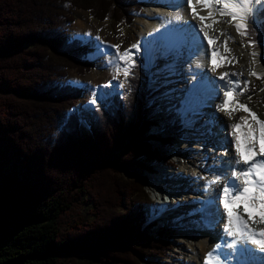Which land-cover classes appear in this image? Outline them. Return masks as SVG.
Here are the masks:
<instances>
[{
	"label": "trees",
	"instance_id": "1",
	"mask_svg": "<svg viewBox=\"0 0 264 264\" xmlns=\"http://www.w3.org/2000/svg\"><path fill=\"white\" fill-rule=\"evenodd\" d=\"M74 10L133 26L143 4L0 0V264H149L170 245L164 231L152 239L137 219L150 200L145 180L128 176L133 165L150 173L167 160L150 134L158 120L143 110L146 77L132 72L129 93L113 101L121 111H94L89 132L72 113L82 89L65 85L69 71L96 66L84 43L69 39ZM260 22L249 27L256 40ZM172 136L157 142L171 146Z\"/></svg>",
	"mask_w": 264,
	"mask_h": 264
},
{
	"label": "rangeland",
	"instance_id": "2",
	"mask_svg": "<svg viewBox=\"0 0 264 264\" xmlns=\"http://www.w3.org/2000/svg\"><path fill=\"white\" fill-rule=\"evenodd\" d=\"M141 2L143 4V7L146 9V12H144V14H142V12L136 14V18L134 20L133 26H125L123 24H117L114 22L100 23V22L94 20L93 17L91 16V14L86 12V11L74 10V12H73L75 17H76V21L69 26V29H68L69 39L72 41H77V40L82 41L84 43V45L86 46V48L88 49L89 59L92 60L93 62H95L96 66H94L95 68L85 75H79L75 71H69L68 78L65 79L66 80L65 85L71 84V85H74V86L82 89L83 96L80 99L79 103L77 104L76 108H74L72 110V113L74 111H77L78 115H81L82 118L85 119V120H83V124L87 129H89L88 123L91 121L94 111H96L98 109H102V108L108 109L109 107L114 108V110H116L118 113L121 111V109H118L117 106H115L113 101L118 103L117 100H119L121 102L123 100V98L129 93V91H130L129 80L131 77H133L132 72H134L138 68H144L146 73H147V76H149L148 67L146 66V62L148 60V55L146 53L141 52L137 55L136 53H133L130 51L125 52V51H123L122 48H120L118 50V52L108 53L107 51H104V46L102 43L103 41H105V42L109 41L110 37L116 36L118 33V29L120 30V34L122 36L121 42H123V43H125L131 36H133L136 33V31H143L142 29L136 30L139 27L137 22L144 19L143 16L145 15V13H147V9L150 7L151 4L149 2H147V0H141ZM213 4H215V1ZM201 7L198 8V11L200 13L202 12L204 16H209L207 13L209 7H202V8ZM221 7H222V4H215V8H221ZM253 7L255 8V11L249 12V13H253L251 17L253 19L255 18L256 20L261 21L260 23L264 22V18H263V20L262 19L260 20V16H259L260 13H258L264 7V2H260V0H257V2L253 5ZM211 10H212L211 12H214V14L211 15L212 17L210 16L211 18L209 17L210 19L207 20L210 22L208 24L209 27L211 26L212 29H214L216 27V30L220 33V37L221 38L226 37V39L228 40L229 43H227V45H232L233 48H235L236 54H243V55L246 54V55H248V58L251 56H252V58H254L255 55H253V53H260L261 51H263V54H264V39L263 38H262V40H259L258 43L257 42L254 43V44H257L258 48H261L258 50L257 49L256 50H250V48L253 46V43H250L249 41H247L246 43L240 42L241 37L247 38V36L242 35L239 31H237L236 24L238 22L239 23H247V20L249 18L245 21H235V20H232V17L230 15H227V14L221 15L219 12H215L213 8ZM80 12L85 13V17H86L85 20H87L90 23L95 24L96 28L98 29L97 30L98 31V37H96L94 35V33H93V35L77 36L71 30V26L78 22V19H79L78 14ZM200 17L201 16H199L198 18L200 19ZM229 21H231V22H229ZM202 22L206 23V20H202ZM199 24L200 23H197L195 26H199ZM193 29L195 32V30L198 28L195 27ZM256 29L261 31L259 29V26H256ZM143 32L145 33V31H143ZM194 32H192V34L196 33V32L195 33ZM145 35L147 37L153 36V34H151V33H148ZM208 35H210V34H207V36ZM197 37L199 38V40H202V38H200L201 34H196V36H194L193 38H197ZM234 38H236L239 43L233 41ZM247 40H248V38H247ZM216 42L220 43L218 40ZM157 44H159V43H157ZM220 45H221L222 55L218 56V60L220 61L221 64H227V63L228 64H232V63L234 64L235 63V64H239L241 66L244 65V63H240L241 59H239V58L237 61H234V59H232V58L230 59V58L226 57L225 55L228 52L226 50V45L223 42ZM95 50H96V52H95ZM120 53H123V55H124L123 61H125V62L123 63L122 66H124L126 71H127V75L125 76L124 79H122L120 81L115 79L114 82H111L109 84L106 83L105 85L101 83L97 88H94V89L91 86H89L88 84L78 86V84L75 83V82L79 83V81L81 79L91 75L94 71H98L100 74H106L108 72L109 73L114 72L115 70H113L111 65L113 64V62H115L116 60L119 59ZM175 53H176V51L174 50L173 52H167V55L173 56ZM195 55H196V52L194 51L193 48H187L186 47L185 50H182V52L180 53V55L178 57L172 58L169 62L172 63V61H173V62L177 63L176 66L184 67L185 61L194 59ZM110 58L112 59L111 62H109ZM173 59H175V60H173ZM143 60H145V61H143ZM165 60H167V56H166ZM263 60H264V58H263ZM257 67L258 66L256 65L252 68H254V69L256 68V72H257V69H258ZM259 70H261L260 67H259ZM122 71L123 70L121 69V72ZM249 72L250 71L247 69L242 70V73H245L246 76L243 77L238 82L237 86H239V88H237L236 91H235L236 87L234 86L236 84L232 83V81H236L235 79H233L231 81L228 80L229 82H225V84H222L219 80H214L215 84H213V86H210V88L215 89L214 90L215 93L217 92V94H216L217 96H215L216 99L214 101H216V103H219V105L220 104L222 105L223 98H226L225 92L229 91L230 89L232 90V93L235 92V96L237 97V101H235L234 103L232 102V104L230 106L238 107L242 112H244L243 114H246V116H248L249 121H251L250 123H248L247 121H244V119H242L243 120L242 121V127L244 128L243 129L244 135L241 138L242 142H240L239 148L241 147V144H243V143H244L245 148L251 147L253 149V152L251 151L249 153H246L245 155L247 156L248 154H250V155L253 154V156L251 155L252 158L251 159L249 158L250 160L253 161V159L254 160L258 159V157L260 156V149H261L260 143L262 142L261 140H258L256 137H258L260 135V131H261L260 124L257 121L264 122V105L261 104V101L258 100L259 97L264 96V91H262V89H264V82H262V85L261 84L259 85V82L261 81L262 76L259 77L257 75V73H256V76H253ZM183 76L186 78L178 80L177 83L174 84L173 90L179 86L180 89H182L184 87L183 91H186L185 86L186 85L188 86L189 83H191L189 85V87L193 86L192 84L195 80L194 76L192 74H190L189 72H186V71L185 72L183 71ZM167 78H169L168 74H167ZM150 86L151 85H150V81H149L148 87H147V83H146V93H147V90ZM255 88H256V90H255ZM257 88H258V90H257ZM187 89H188V94H189L192 87H191V89H189V88H187ZM241 89H246L243 91L242 95L238 94ZM175 90H179V89H175ZM93 92H95L96 96L99 97V102L95 105L90 103V101L93 99V96H92ZM157 94H160V93H155L154 98L156 97ZM195 95L196 94H193V96H195ZM163 97H165V95ZM163 97L161 100L159 98H156V104L154 105L157 108V115L156 116H158L159 118L162 116L160 113L162 112L161 107H162V104L164 103ZM249 97H251V99H249ZM149 100H150V98H149ZM218 100H219V102H218ZM202 101H203V103L201 104ZM208 101H210V97L207 94L206 96L202 97V99L200 101L198 100L197 102H193L192 108H194L197 105H199V106L194 108V110L189 111L187 115L182 113L181 116H179V115L177 116V114L175 112L172 116L167 117V115H168L167 113L165 114L166 116H162V117H164V119H162L161 121H167L169 118L174 117L175 118V120H174L175 125L177 122L179 125L183 124L184 129H181V130L179 129V130H180V132L183 133V136L186 137L185 140L182 139L183 143L180 142L178 144L176 138L174 137L173 141H175L176 144L172 145V148H175V149L177 148L180 150L179 156H176V155L173 156L170 152H168L169 150H171V148L168 149L169 147L163 146V144L161 142L160 143L155 142L154 149L156 151L160 152V154H162L163 157L167 158L166 161L160 163V166L163 167L167 163H172V162L176 163V161L178 162L179 166L175 165V167H178L177 168L178 170H175V171L173 170L170 172H168L169 170L168 171L165 170L166 173H169V174L170 173H176V175H178V176H174V178L179 177L181 172H183L182 174L185 173L187 176H189L188 185H191L193 187V189L188 191V190H186L187 184L185 186L184 183H182V184L179 183L183 187L180 186L181 189L179 190V186H175L177 188V193L175 195H173V197L176 198V202L178 201L182 204L180 206V209L181 210L183 209L184 211H183V216L180 217L181 220L185 221L184 222L185 224L186 223L187 224L192 223L195 225V227L193 229H191L192 231L194 230V233L192 235L191 234L187 235L185 233L183 234V231H187L184 229V228H186L185 226H181V227L176 226V225L171 226V224H168V225L165 224V226H162L163 225L162 221L158 222L157 224L160 225L161 227H164V228L156 226L154 229H152V228L146 229L149 237H151L152 239L157 238L158 235L161 233V231H164V234L167 237L166 238L167 242L170 245L169 248L167 249V251L165 252V254L163 255V257L152 258L149 260V264H166V261L168 259H170V260L174 259V261H175V258L178 256H182L181 262H178V264H186L183 261L187 255H189V257H187L188 259H191L192 261L193 260L197 261L198 255H196L194 253V251H191L190 248L192 246H194V243L196 242L192 239V237L197 238L198 234L202 235V232L199 231V230H201V227L198 226V221L199 222L204 221L200 217V215H201L200 211L207 207L206 206L207 201H206L205 197L208 195L209 190L211 188L210 185L207 186V184H205L206 182H204V180L207 181V183H208V181H211V180H216L218 182L219 180L223 179V175L228 174L227 172H225V171H228V168H219V167L213 165L212 168H206L207 170L203 171L202 168H198L197 165L200 166V164H204L207 167L209 162H210V159H208V156H207L208 154L210 157L213 155H216V156H214V158L216 157L215 159L218 160V157H220V153H223V155H224L222 158L226 157L227 151H229V152L231 151L230 147H232L233 153L235 152V150H236L235 149L236 139H234V138H233V140H231V142H232L231 145L228 146L227 143L225 144L226 145L225 149L222 150V148L218 147L219 145L224 144V142H225V139L222 141V140H219V138H218L219 135L220 136L222 135V134H220V132L218 133L219 129L225 131L224 132L225 134H223V136H227L228 135V134H226L227 132L230 133L233 131L235 133L234 136L237 138L236 129H232L229 127L230 125H235V122H234V124H227L224 127V123H223L224 121L221 117H219V116L215 117L214 112H211V113L203 112L204 111L203 108L207 105ZM238 101H242V102H244V104H247V106H249V107L244 105L247 108L251 107L252 108L251 110L253 113L249 112L247 110V108H245V107H240V104L238 103ZM123 106L124 105H121L122 109H123ZM183 107L184 106L181 103L179 104V102H178V104H175V110L176 111L181 109L184 112H187L188 110L192 109L190 107L189 109L184 110ZM217 108H218V105L216 106V109ZM143 110L144 111L148 110L147 113H149V107L145 106V108ZM218 111L220 112L221 110L218 108ZM147 113L144 112L145 115L143 114V116H147L148 115ZM156 116H154V117H156ZM212 117L216 118V121H212L211 120ZM171 124H168V126ZM171 126L167 127L168 131L167 130L164 131V129L161 130V128H160V129L153 130L152 133L157 134V136H160L161 132L168 135L174 127V126L173 127H171ZM176 131H177V129H176ZM163 133H162V135H163ZM202 133H204V134H202ZM179 137H181V135L177 136V138H179ZM245 137H247V142H245ZM227 141L230 142V140H227ZM200 143H202V144H200ZM183 148H185V149H183ZM186 154H187V156H186ZM184 155L186 156V158L184 157ZM226 158H228V157H226ZM230 162H231V160L229 161V163ZM215 163H217V162H215ZM222 170H224V171L222 172ZM188 171H190L189 174H191L193 171V173H195L196 175H201V176L204 175V176H203V178L193 177V176H191L192 174L191 175L188 174ZM197 171H198V174H197ZM177 172H178V174H177ZM128 176H130L132 178H139V179L146 180V181L147 180H151L152 182L154 181L153 174H148V173H145L144 171H141V169L137 168L136 165L131 166V170L129 171ZM166 177H167V174H166ZM171 178L173 180V175ZM239 182H243V179L239 178ZM215 186H216V184H215ZM205 190H208V192ZM145 191L148 194L149 200L151 203V201L153 200L152 197L154 196V194L149 193V188H148L147 183L145 185ZM254 203H255V205L257 204V206H259L258 211L260 212V214L264 215V206L260 205L259 201H256ZM174 205H176L175 201H174V204H172V206H174ZM178 205H179V203H178ZM220 207H221V205H220ZM215 208H216L215 205L209 206V209L211 211H215ZM136 211L137 210H135V209L132 210L131 216L134 215V213ZM176 212L178 213L179 211H176ZM174 213H175V211L171 210V218L178 219L175 215H174V217L172 216ZM137 214H138L137 215L138 220H142L143 217H145V210H144L143 206L140 208V210L137 212ZM149 214H151V212H149ZM150 220L152 221V219H150ZM170 220L171 219L168 218V221H170ZM218 222H219V220H218ZM150 223L151 224L148 225L149 227H152L153 225H155L152 222H150ZM219 224L222 225V223H219ZM146 227H147V225H144V228H146ZM182 229H184V230H182ZM73 263L74 264H86L84 261H80L79 259H75Z\"/></svg>",
	"mask_w": 264,
	"mask_h": 264
},
{
	"label": "bare ground",
	"instance_id": "3",
	"mask_svg": "<svg viewBox=\"0 0 264 264\" xmlns=\"http://www.w3.org/2000/svg\"><path fill=\"white\" fill-rule=\"evenodd\" d=\"M149 1L152 5H150V7L147 9V13H145V15L143 16L144 19L137 22V24L139 25V27L136 29H142L143 31H145V33L143 31H136V33L131 36L125 43L121 42V34H120V30L118 29V33L116 36L110 37L109 41H103V46H104V51H107L108 53L110 52H118V50L120 48L123 49V51H130L133 53H136L137 55L141 52L146 53L148 55V60L147 63L151 62H156L157 58L160 57L162 54L167 55V52H171V51H166L165 49H162V46H158L157 43L159 42H163L165 41L166 44L169 47H172L176 52L178 50H185V48H193L194 51L196 52V55L194 56V59L191 60H186L185 61V66L184 67H178L176 66V62H172L171 66H166L165 65V69L168 71V81H174L175 78V72L177 71V75H179V77L182 79H185L186 77L183 76V71L185 72H189L190 74H192L194 76V82L192 85H197L196 88H193L190 90V93L188 94V96L185 98L181 99V104L184 106V110L189 109L190 107L192 108L193 106V102H197L198 100L200 101L202 99V97L206 96L208 94V96L210 97V101L207 102V105L203 108L205 113H211L214 112L215 117L219 116L223 119V123H224V127L227 124H234L235 125L239 124L240 127L236 128V133H237V137L239 138V141L242 142L241 138L243 137V127H242V119H244V121H247L248 123H250L251 121H249L248 116H246V114H243L244 112H242L238 107H233L230 106L232 104V102L234 103L235 101H237V97L235 96V92L232 93L230 96H225L226 98H223L222 104L226 103V108L223 111H218V108L216 109V106L219 105V103H216V101H214L216 98L215 96H217V92L215 93L214 90L215 89H211L210 86H213V84H215L214 80H219L222 84H225V82H229L228 80H233L235 79L237 82H239L243 77L246 76L245 73H242V70L247 69L249 70L250 74L252 73H257V75L259 77H264V54L263 51H261L260 53H255V57L252 58L249 57L248 55H243V54H236V50L235 48H233L232 45H227L226 44V50L228 51L227 54L225 55L228 58H232L234 59V61H237L238 58L241 59L240 63H244L243 66L239 65V64H221L220 61L218 60V56L222 55L221 52V43H225V41L228 42V40L226 39V37H220V33L216 30V27L214 29L211 28V26L209 27V21H207L208 19H210V15L209 13L212 11V8H208V15L209 16H204L203 13L198 11V8L201 7L202 5H205L202 2H199V0H192V4L188 5L187 0H147ZM155 5H154V4ZM202 8V7H201ZM194 10V11H193ZM248 18L250 19L251 14L252 13H248ZM79 19L78 22L75 23L74 25L71 26V30L77 35V36H81V35H94L96 37H98V29L96 28L95 24L88 22L87 20H85V13L84 12H80L78 14ZM204 17L206 20V23H203L202 20H200L198 17ZM84 17V18H83ZM210 17V18H209ZM184 19V20H183ZM89 20V19H88ZM200 23L199 26H203L204 32H206L207 34H210L206 37L203 36V32H200V30L196 29L194 32L195 28L194 26ZM188 24V25H187ZM212 29V30H211ZM229 30V29H228ZM192 32H194L195 34H192ZM151 33L153 34V36L151 37H147L145 34ZM196 34H201V37H203V42L202 40H199V36L197 38H193L194 36H196ZM155 36V37H154ZM248 38V37H247ZM247 38L245 37H241L240 42H247ZM107 39V38H106ZM211 40L212 43L208 44L207 50H205L204 48V44L207 43L208 40ZM249 39V38H248ZM219 41L220 43H217L216 41ZM233 41L238 42V40L236 38L233 39ZM241 43V44H242ZM252 43V42H250ZM133 45H136L137 47H133ZM113 46H118V47H113ZM256 49H261L258 48L257 44H253V46L250 48V50H256ZM96 52V50H95ZM158 53V54H157ZM214 53V56H213ZM168 58V56H167ZM166 59V58H165ZM170 59V58H169ZM257 59V60H256ZM124 60V55L123 53H120V57L118 60H116L115 62H113V64L111 65V67L113 68V70H115L114 72L111 73H106V74H100L98 71H94L91 75L81 79L78 82H75L76 84H78V86L80 85H89L91 86L93 89L97 88L101 83L102 84H109L111 82H114V80H122L125 78V76L127 75V71L125 69L123 65V63L125 61ZM112 59H109V62H111ZM219 61V62H218ZM247 62V63H246ZM179 64V63H178ZM258 66L257 68V72H256V68H252L254 66ZM259 67L261 68V70H259ZM121 69L123 70L121 72ZM156 70L154 69L153 72L151 73L152 75L154 74ZM185 74V73H184ZM225 74H228L224 79H221L222 76H225ZM233 74H238V75H233ZM253 75V74H252ZM256 76V75H253ZM154 84H157V79H153ZM233 85V84H232ZM235 91L237 88H239V86L234 85ZM158 88H154L151 90V94H152V98H154V94L155 93H160L158 95H161L162 91L166 90L165 87L160 88L159 90H157ZM159 91V92H158ZM213 91V92H212ZM92 92V91H91ZM180 94V90H173L172 92L167 93V95L165 94L164 98V103L162 104V112L160 113L162 116H166L165 114L167 113V117L168 116H172L176 110H175V104H178L177 98ZM193 94H196L195 96H193ZM157 96V95H156ZM89 98V97H88ZM156 98V97H155ZM185 99V100H184ZM219 102V100H218ZM238 103L240 105H245L247 106V104H244V102L242 101H238ZM156 104V99L154 101V105ZM180 104V103H179ZM197 104V103H196ZM206 104V103H205ZM213 104V105H212ZM221 105V104H220ZM249 107V106H247ZM245 107V108H247ZM156 114H157V108L154 106ZM216 109V110H215ZM252 108H247V110L251 113ZM214 110V111H213ZM169 112V113H168ZM248 112V113H249ZM164 113V114H163ZM158 117L156 116L157 120L161 123V125L165 124V129L164 131H168L167 127H170L171 125L168 126V122L171 120V118H169L167 121H161L162 119H164V117ZM178 116V115H177ZM220 119V118H219ZM212 121H216V118L211 119ZM175 125V124H174ZM200 128V127H199ZM170 129V128H169ZM220 132V134H222L221 136L219 135V140H224L225 142L224 144L219 145L218 147L225 149L226 147V143L229 146L230 143L227 140H233L237 139L234 135H230L229 132H227L226 134H228L227 136H223V134H225L224 130L219 129L218 133ZM233 132V131H232ZM174 132L171 133V135H173ZM204 134V133H202ZM166 135V134H165ZM204 139V138H203ZM202 139V140H203ZM205 140V139H204ZM201 142V141H200ZM183 143V142H182ZM185 143V142H184ZM203 143V142H202ZM200 143V144H202ZM223 143V142H222ZM185 145V144H184ZM225 145V146H224ZM227 146V147H228ZM231 151H227V155L226 157L228 158H222L224 155L223 153H220V157H218V160L214 158V156H208V159H210V162L208 164V166L206 167V165L204 164H200L197 165L198 168H202V170H207L206 168H212L213 165L219 167V168H228L227 172L228 174L223 175V179L219 180L215 184L210 185L211 188L209 190L208 195L205 197L206 198V208L202 209L200 211L201 215L200 217L204 220V221H198V226L201 227V230H199L200 232H202V235L198 234L197 238L192 237V239L194 241H196L194 243V246H192L190 248L191 251H194V253L196 255H198L197 257V261L195 260H191L188 259L187 257H189V255H187L184 258V263L186 264H204L205 259L208 255L209 252H212L214 246L217 243H223L225 240L227 241H231L233 239V237H229L226 235V233H223V229L225 228V225L227 223V220H225L224 223L219 224L218 220H219V214L216 211H211L209 209V206H213L215 205V207H217V196L218 194H221V190L222 188L228 184L230 176H229V161L232 160L233 157V151H232V147ZM260 156L258 157V159H264V141H262L260 143ZM185 149V148H183ZM182 149V150H183ZM245 147H244V143L241 144L240 147V153H241V159H248L250 162H252V160H250L253 156V154H248L247 156L245 155ZM226 151V150H225ZM253 152V151H252ZM249 153V152H248ZM187 156V155H186ZM250 158V159H249ZM227 160V161H226ZM229 160V161H228ZM254 161V159H253ZM217 162V163H215ZM158 167V166H156ZM162 167V166H161ZM247 167L246 164H241L240 166H238L239 168H245ZM186 168V167H185ZM197 168V167H196ZM178 170V169H176ZM197 170V169H196ZM224 170H222L223 172ZM190 171H188L189 174ZM155 173H159V168L156 169ZM183 172H181L179 177H175L176 176L174 174L173 176V180H172V175L173 174H167V177L165 175V177L167 179H169L170 183H175L179 184V183H184V185L186 187V190H191L193 189V187L191 185H188V181H189V176H187L185 173L182 174ZM178 174V172H177ZM192 174V175H191ZM189 174L193 177H198V178H203V176L201 175H196L195 173ZM198 174V171H197ZM184 177V178H183ZM241 179H243V182H239L241 185L244 184V177L241 176ZM209 180V179H208ZM181 181V182H180ZM150 183H152L151 180H149ZM204 182H206L205 184H207V186L209 185L207 183V181L204 180ZM191 183V182H190ZM181 184H179V190L181 189V187H183ZM168 187H170L169 185H167ZM181 186V187H180ZM213 187V188H212ZM171 188V187H170ZM175 191L173 192V195H175L177 193L176 188ZM208 192V190H205ZM178 208H169L167 210H164L165 208H155L154 206H152V208L149 210V208L147 209V212H145L146 218L152 222L155 225H158V222L162 221V226H165V224H171V226H185L186 228H184L187 231H183V234H193L194 230L192 231L191 229H193L195 227L194 224H185V221H182L180 217L183 216V209H180V206L182 205L180 202H178ZM252 201H249L247 199H243L241 200H235L232 202L228 203L227 206V212L231 213L233 217H236L237 215H243V218L245 220H247L248 222V227L251 229H254L256 231H262L264 230V221H262L261 217L262 215L260 214V212L258 211L259 206H257V204L255 206H253ZM174 204V201H173ZM221 210H223V204H221L220 207ZM171 210L175 211V213L172 215L174 217V215L178 218V219H174L171 218ZM176 211H179L178 213ZM149 212H151V214H149ZM157 212H161L160 214H157ZM181 212V213H180ZM181 214V215H180ZM149 216V217H148ZM152 219V221L150 219ZM168 218H170L171 220L168 221ZM180 218V219H179ZM182 229V230H184ZM189 237V236H188ZM190 238V237H189ZM250 248H255L256 252L253 254V258H257L260 260V263H253V264H261V257H264V252H262L259 248H257V246L255 245H250ZM182 256H178L173 260L168 259L166 261V264H178V262H181ZM230 264H236L235 258H230Z\"/></svg>",
	"mask_w": 264,
	"mask_h": 264
},
{
	"label": "snow or ice",
	"instance_id": "4",
	"mask_svg": "<svg viewBox=\"0 0 264 264\" xmlns=\"http://www.w3.org/2000/svg\"><path fill=\"white\" fill-rule=\"evenodd\" d=\"M205 4V7L213 8L215 12H219L221 15L227 14L232 17L235 21H245L248 19V13L254 12L255 8L253 5L257 0H215V4H222L221 8H215V4L210 3V0H199ZM264 2V0H260ZM188 5L192 4V0H187ZM194 11V10H193ZM214 12H210L209 15H213ZM204 20V17H200ZM231 22V21H229ZM199 28L200 32H203V36L206 37L207 33L204 32L203 26H194ZM237 31L242 35L247 34L248 23H237ZM203 42V37H202ZM212 41L209 39L207 43L204 44L205 50H207L208 44ZM227 41H225V45ZM118 47V46H113ZM133 47H137L133 45ZM255 55V53H253ZM214 56V53H213ZM256 75V73H252ZM228 74L222 76L224 79ZM238 75V74H233ZM259 78V77H258ZM233 84H237V81H232ZM197 85H193L196 88ZM246 89H241L238 94L242 95L243 91ZM264 91V89H262ZM232 90L225 92V96H230ZM93 99L90 101L91 104L95 105L99 102V97L96 96L95 92L92 94ZM251 99V97H249ZM240 107H245L240 105ZM218 108L223 111L226 108V103L218 105ZM254 115V114H253ZM260 124V135L256 137L258 140L264 141V122L257 121ZM232 129L239 128L240 125H230ZM230 135H235L234 132H230ZM245 142H247V137H245ZM230 145L232 142H229ZM240 141L237 137L235 141V152L233 153L232 160L229 164V182L226 184L222 190L221 194H218L216 211L219 214V223H224L227 220L223 233L227 236L233 237L231 241L225 240L223 243H217L212 252H209L204 264H230V258H235L236 264H252L251 257L256 252L255 248H250V245H255L262 252H264V230L256 231L248 227V222L243 218V215H237L233 217L231 213L227 212V206L229 202L235 200L247 199L252 202L259 201V204L264 206V159H255L250 162L248 159H241L240 153ZM253 149L248 147L245 152H251ZM246 164L247 167L239 168L241 164ZM244 177V184L238 183L239 178ZM216 180L208 181L209 185L216 184ZM223 204V210L220 209V205ZM255 206V203H253ZM264 221V215L261 217ZM261 264H264V257H261Z\"/></svg>",
	"mask_w": 264,
	"mask_h": 264
}]
</instances>
